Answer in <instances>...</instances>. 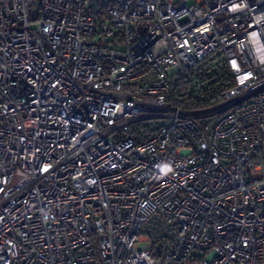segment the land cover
<instances>
[{
  "label": "built area",
  "instance_id": "obj_1",
  "mask_svg": "<svg viewBox=\"0 0 264 264\" xmlns=\"http://www.w3.org/2000/svg\"><path fill=\"white\" fill-rule=\"evenodd\" d=\"M0 264H264V0H0Z\"/></svg>",
  "mask_w": 264,
  "mask_h": 264
},
{
  "label": "trees",
  "instance_id": "obj_2",
  "mask_svg": "<svg viewBox=\"0 0 264 264\" xmlns=\"http://www.w3.org/2000/svg\"><path fill=\"white\" fill-rule=\"evenodd\" d=\"M202 65H203V66H204V65H206V64H205V62H204V63H202ZM176 94H177V93H176Z\"/></svg>",
  "mask_w": 264,
  "mask_h": 264
},
{
  "label": "rangeland",
  "instance_id": "obj_3",
  "mask_svg": "<svg viewBox=\"0 0 264 264\" xmlns=\"http://www.w3.org/2000/svg\"><path fill=\"white\" fill-rule=\"evenodd\" d=\"M175 1H178V0H175ZM191 2V1H190Z\"/></svg>",
  "mask_w": 264,
  "mask_h": 264
}]
</instances>
